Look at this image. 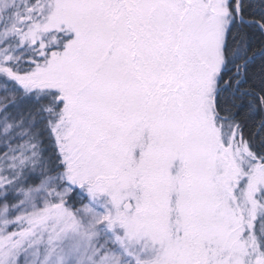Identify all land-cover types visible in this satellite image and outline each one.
I'll use <instances>...</instances> for the list:
<instances>
[{
  "label": "snow or ice",
  "instance_id": "6c2138e0",
  "mask_svg": "<svg viewBox=\"0 0 264 264\" xmlns=\"http://www.w3.org/2000/svg\"><path fill=\"white\" fill-rule=\"evenodd\" d=\"M0 264H264V0H0Z\"/></svg>",
  "mask_w": 264,
  "mask_h": 264
}]
</instances>
